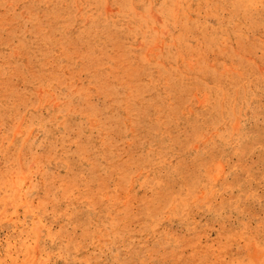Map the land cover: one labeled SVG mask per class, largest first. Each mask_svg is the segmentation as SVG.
I'll list each match as a JSON object with an SVG mask.
<instances>
[{
  "label": "rangeland",
  "instance_id": "rangeland-1",
  "mask_svg": "<svg viewBox=\"0 0 264 264\" xmlns=\"http://www.w3.org/2000/svg\"><path fill=\"white\" fill-rule=\"evenodd\" d=\"M0 264H264V0H0Z\"/></svg>",
  "mask_w": 264,
  "mask_h": 264
},
{
  "label": "bare ground",
  "instance_id": "bare-ground-1",
  "mask_svg": "<svg viewBox=\"0 0 264 264\" xmlns=\"http://www.w3.org/2000/svg\"><path fill=\"white\" fill-rule=\"evenodd\" d=\"M116 160V159H115ZM124 194V193H123Z\"/></svg>",
  "mask_w": 264,
  "mask_h": 264
}]
</instances>
